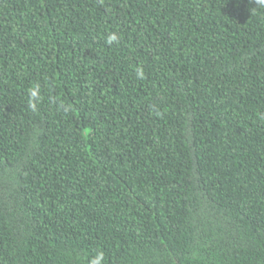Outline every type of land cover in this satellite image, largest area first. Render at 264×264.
Masks as SVG:
<instances>
[{
	"label": "trees",
	"instance_id": "1",
	"mask_svg": "<svg viewBox=\"0 0 264 264\" xmlns=\"http://www.w3.org/2000/svg\"><path fill=\"white\" fill-rule=\"evenodd\" d=\"M98 253L264 264L257 0H0V264Z\"/></svg>",
	"mask_w": 264,
	"mask_h": 264
},
{
	"label": "clouds",
	"instance_id": "2",
	"mask_svg": "<svg viewBox=\"0 0 264 264\" xmlns=\"http://www.w3.org/2000/svg\"><path fill=\"white\" fill-rule=\"evenodd\" d=\"M257 2L264 6V0H257ZM116 39V36L113 34L112 36L109 37V42L111 43ZM137 74L142 76V71L140 69L137 70ZM29 95L31 100L35 101L39 97V86L35 85L32 88L29 89ZM103 261V254L98 253L95 257L92 258L90 264H102Z\"/></svg>",
	"mask_w": 264,
	"mask_h": 264
}]
</instances>
